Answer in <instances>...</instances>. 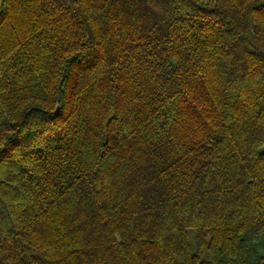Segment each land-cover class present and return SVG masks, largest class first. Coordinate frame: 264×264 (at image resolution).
Here are the masks:
<instances>
[{
	"label": "trees",
	"instance_id": "trees-1",
	"mask_svg": "<svg viewBox=\"0 0 264 264\" xmlns=\"http://www.w3.org/2000/svg\"><path fill=\"white\" fill-rule=\"evenodd\" d=\"M0 264H264V0H0Z\"/></svg>",
	"mask_w": 264,
	"mask_h": 264
}]
</instances>
